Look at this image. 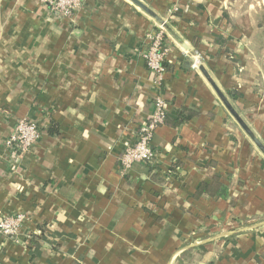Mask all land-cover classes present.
<instances>
[{"label":"crops","instance_id":"obj_1","mask_svg":"<svg viewBox=\"0 0 264 264\" xmlns=\"http://www.w3.org/2000/svg\"><path fill=\"white\" fill-rule=\"evenodd\" d=\"M141 1L168 25L167 121L153 161L124 170L158 91L141 51L160 23L131 0H82L72 20L0 0V218L26 216L0 234V264H264V154L187 64L264 144V0ZM23 118L41 136L16 162Z\"/></svg>","mask_w":264,"mask_h":264},{"label":"built area","instance_id":"obj_2","mask_svg":"<svg viewBox=\"0 0 264 264\" xmlns=\"http://www.w3.org/2000/svg\"><path fill=\"white\" fill-rule=\"evenodd\" d=\"M49 10L57 15L72 20L77 10L82 5V0H41ZM178 7L174 6L173 11ZM146 47L141 51L144 61L151 71L154 83L158 89L153 98V110L146 122L137 132L134 142L128 144L120 156L121 168L129 170L135 163H151L155 153L152 147L154 134L157 128L165 123L167 116L166 102L162 95V85L166 73V58L168 45L166 42V31L162 24L151 29L146 34ZM201 62L198 58L192 61L191 67L199 69ZM41 136L38 124L31 119H20L15 130L6 140V147L11 152L14 161L28 152ZM24 214L5 215L0 218V234L6 237H17L25 220Z\"/></svg>","mask_w":264,"mask_h":264},{"label":"water","instance_id":"obj_3","mask_svg":"<svg viewBox=\"0 0 264 264\" xmlns=\"http://www.w3.org/2000/svg\"><path fill=\"white\" fill-rule=\"evenodd\" d=\"M133 3H135L137 6L142 8L145 12L150 14L156 21H158L163 26L167 27V23L165 20L160 17L158 14H156L150 7H148L146 4H144L141 0H131ZM187 64L191 66L192 61H187ZM199 70L202 72V74L205 76V78L208 80V82L212 85L215 92L217 93L220 100L223 102L227 110L230 112V114L236 119V121L240 124V126L243 128V130L248 134V136L253 140V142L256 144V146L261 150V152L264 154V144L260 140V138L253 132V130L249 127V125L245 122V120L242 118V116L238 113V111L234 108L230 100L227 98V96L224 94V92L218 87L208 70L204 67V65L199 66Z\"/></svg>","mask_w":264,"mask_h":264},{"label":"trees","instance_id":"obj_4","mask_svg":"<svg viewBox=\"0 0 264 264\" xmlns=\"http://www.w3.org/2000/svg\"><path fill=\"white\" fill-rule=\"evenodd\" d=\"M232 97L233 98H236V94H232ZM178 116H179V118H180V121L182 122V121H185V120H188V119H191V117H193L194 115H193V112H192V110H188V109H186V108H183V109H181L179 112H178ZM166 121H167V116H166V119H165V123H166ZM164 123V124H165ZM48 132L50 133V134H52V135H56V134H58V128L55 126V124H53L50 128H49V130H48ZM216 183H218V180L217 179H215L213 182H212V184H211V186H209V185H204L203 186V189L202 190H208V189H211V188H213L214 186H216ZM201 188V187H200ZM201 190V189H200ZM201 190V191H202ZM212 190V189H211ZM40 231H43V227H41L40 228ZM39 235H37V234H34L32 237H31V240H30V243H32V244H36L37 242H38V239H39Z\"/></svg>","mask_w":264,"mask_h":264}]
</instances>
